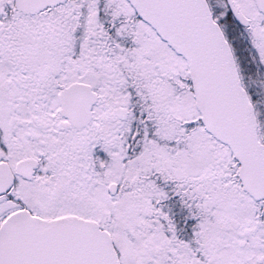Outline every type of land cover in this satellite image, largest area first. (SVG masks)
Listing matches in <instances>:
<instances>
[{
  "label": "snow or ice",
  "instance_id": "1",
  "mask_svg": "<svg viewBox=\"0 0 264 264\" xmlns=\"http://www.w3.org/2000/svg\"><path fill=\"white\" fill-rule=\"evenodd\" d=\"M0 264H264V0H0Z\"/></svg>",
  "mask_w": 264,
  "mask_h": 264
}]
</instances>
